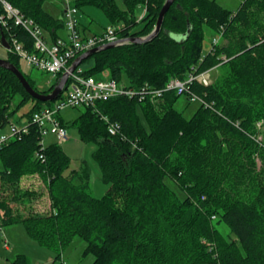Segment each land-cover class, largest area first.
<instances>
[{"label":"trees","instance_id":"16d2710c","mask_svg":"<svg viewBox=\"0 0 264 264\" xmlns=\"http://www.w3.org/2000/svg\"><path fill=\"white\" fill-rule=\"evenodd\" d=\"M2 1L33 20L48 43L66 37L64 15L58 19L48 12V0H0V8ZM120 1L123 7L117 0L74 5L100 8L126 40L148 37L167 2ZM140 6L146 9L142 21ZM204 27L225 41L208 54ZM2 36L11 48L16 38L34 52L33 38L13 21L0 23V41ZM6 60L22 72L13 50ZM84 62L90 67L83 77L100 80L108 73L136 93L145 84L164 89L172 79L186 82L192 75L220 72L208 86L198 81L188 86L199 99L191 118L176 108L181 96L174 91L153 101L121 95L85 107L72 126L83 142L98 145L93 159L108 189L97 198L89 189L88 168L66 175L71 158L62 146L42 150L40 129L30 121L53 103L33 99L0 67V129L11 124L17 97V108L32 102L24 115L28 132L0 145V187L39 175L51 200L50 215L22 216L1 197V225L23 223L41 248L57 252L51 264H64L60 250L75 238L85 241L84 254L94 256L93 264H264V0H244L236 11L218 0H174L158 37L103 50ZM62 75L39 93L50 94ZM24 76L37 91L35 81ZM109 125L118 126L115 135ZM13 264L30 263L18 255Z\"/></svg>","mask_w":264,"mask_h":264},{"label":"rangeland","instance_id":"374dc122","mask_svg":"<svg viewBox=\"0 0 264 264\" xmlns=\"http://www.w3.org/2000/svg\"><path fill=\"white\" fill-rule=\"evenodd\" d=\"M119 5L123 7L120 0ZM244 0H218V2L226 9L236 11ZM45 9L56 18L63 19L61 0H48L45 3ZM145 7L138 8L139 19L144 14ZM78 18L80 21V29L83 34L92 37L102 28L107 29L111 26L106 14L98 7L89 5L79 10ZM205 39L203 43V52L208 54L213 48V42L218 40L219 45L225 44V41L214 30L204 27ZM63 34V33H62ZM111 44V43H109ZM108 45V44H107ZM1 58V57H0ZM90 67V63L84 62L79 66V70H86ZM21 69L24 74L35 81V87L38 92L46 91L51 85L56 84L57 80L53 75L41 72L35 68H31L27 62L21 61ZM220 70L211 71L209 79L213 82L219 75ZM108 73H104L100 80H107ZM71 87V84L69 88ZM43 94V93H42ZM20 103V97L14 100L11 111H15L11 115V124L5 129H1L0 137L5 135L11 136L12 125L17 129H22L28 124V119L24 116L32 107V102L17 108ZM194 103V104H193ZM188 104V96L180 97L176 104V108L184 113L186 118H191L198 108V104L193 102ZM84 107L66 108L59 114L60 119L68 125V141L60 144L59 139L48 134L43 142L45 147L51 144L62 145L63 151L71 158L70 168L66 171L69 175L73 170L82 173L85 168L90 170L89 189L94 197H102L108 189V185L102 180V174L98 164L93 159V154L97 149L94 142L85 143L80 139L79 132L75 126H72L83 112ZM4 170V166L0 161V171ZM37 177H27L18 182L6 183L5 188L0 187V198L5 197L13 210L22 216L30 214L50 215L51 200L44 179L39 175ZM24 178V177H23ZM4 179L0 176V185ZM79 184V181H76ZM19 197V200H13V197ZM3 212H0V218H3ZM10 244V249L6 247ZM86 243L80 238H75L68 246L60 250L61 258L66 264H93L94 256L85 255ZM18 255H25L30 264H51L57 252L41 248L37 242L32 240L23 223H14L2 226L0 223V264H13Z\"/></svg>","mask_w":264,"mask_h":264},{"label":"built area","instance_id":"2783aa9c","mask_svg":"<svg viewBox=\"0 0 264 264\" xmlns=\"http://www.w3.org/2000/svg\"><path fill=\"white\" fill-rule=\"evenodd\" d=\"M63 3L65 7L64 23L66 37L52 43H48L44 39L43 31L33 20L25 18L12 5L2 1V7L0 8L1 24L7 26L9 20H11L16 26L28 32L33 38L34 52H30L16 38H12L11 50H13L22 61L27 62L30 67L53 75L54 77L69 72L70 67H72L70 64L71 61L76 60L82 54L95 48H102L109 43L119 41V37L116 35V31L119 28L113 26L108 27L99 35H94L92 37L84 35L80 29V21L78 18L79 10L74 5L75 0H63ZM145 15L146 10L144 12V16ZM218 40L219 39L214 40V46L218 45ZM223 59L225 61L227 60L226 57H223ZM211 71L212 70L200 75H192L186 82L172 79L164 89H153L149 84H145L136 93V91L126 89L125 85L115 80L85 78L82 76V70L76 69L74 73H70L69 75V82L67 83V89L63 98H59L53 102L51 107L35 112L30 123L36 125L40 129V145L42 150H44L45 145L43 140L48 134L56 136L60 144L68 141V129L62 124L59 117L60 112L66 108L95 107L99 101H106L121 95H127L131 98L138 97L140 101L146 99H151L153 101L162 98L168 91H174L179 96H189L192 102H197L199 100L198 97L189 92L188 86L194 81H198L206 86L210 85L212 83L209 79ZM70 84L71 87L69 88ZM105 121H108L107 118H105ZM117 127V125H109V133L115 135ZM28 128L29 123L22 129H17V127L12 125L11 136L7 137L2 135L0 137V145L7 143L11 138L26 134ZM37 156L45 161L42 153H38ZM6 247H8V244Z\"/></svg>","mask_w":264,"mask_h":264},{"label":"water","instance_id":"95a60500","mask_svg":"<svg viewBox=\"0 0 264 264\" xmlns=\"http://www.w3.org/2000/svg\"><path fill=\"white\" fill-rule=\"evenodd\" d=\"M174 0H167L166 4L164 5L163 9L161 10V13L159 15L156 27L154 29V31L146 38H129V39H124V40H119L118 42L115 43H111L108 44L102 48H95L91 51H88L84 54H82L72 65V67L69 69V72L65 73L62 78L59 80V82L57 83L56 87L54 88V90L50 93V94H42L37 92L28 82V80L26 79V77L24 76V74L12 63H10L8 60L6 59H1L0 58V67L9 70L10 72H12L18 79L19 81L22 83L23 87L25 88V90L27 91V93L35 100L40 101L42 103H51L56 101L61 94L63 93V90L65 88V86L67 85L68 81H69V75L70 73H74L76 71V69L88 58L98 54L99 52L103 51V50H110V49H114L117 46L120 45H124L126 43H137V44H143V43H148L150 41H152L153 39H155L156 37L159 36V34L162 31V27H163V23H164V19L168 13V11L170 10L172 4H173ZM1 44L2 46L7 49L10 50V44L6 41L5 37L2 36L1 38Z\"/></svg>","mask_w":264,"mask_h":264},{"label":"crops","instance_id":"0c3cea01","mask_svg":"<svg viewBox=\"0 0 264 264\" xmlns=\"http://www.w3.org/2000/svg\"><path fill=\"white\" fill-rule=\"evenodd\" d=\"M62 2H63V0H62ZM61 7H62V16L64 15V13H65V7H64V4H62L61 3ZM144 15V14H143ZM142 15V16H143ZM141 16V17H142ZM105 30V28H102V30H100V31H98L97 33H96V35L97 34H101L103 31ZM66 35H63V37H65ZM7 51L8 50H6L4 47H2L1 45H0V57H1V59H6L7 58ZM27 177H32V178H35V177H37L36 175H34V176H26V177H24V178H22V180L23 179H25V178H27ZM9 247H10V244H9ZM8 249V248H7ZM10 249V248H9Z\"/></svg>","mask_w":264,"mask_h":264},{"label":"bare ground","instance_id":"6f19581e","mask_svg":"<svg viewBox=\"0 0 264 264\" xmlns=\"http://www.w3.org/2000/svg\"><path fill=\"white\" fill-rule=\"evenodd\" d=\"M142 21V20H141ZM157 24V23H156ZM46 38V37H45ZM63 76V75H62Z\"/></svg>","mask_w":264,"mask_h":264}]
</instances>
